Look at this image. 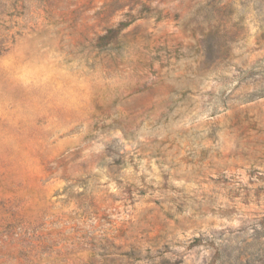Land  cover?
Segmentation results:
<instances>
[{"label":"rangeland","instance_id":"rangeland-1","mask_svg":"<svg viewBox=\"0 0 264 264\" xmlns=\"http://www.w3.org/2000/svg\"><path fill=\"white\" fill-rule=\"evenodd\" d=\"M0 264H264V0H0Z\"/></svg>","mask_w":264,"mask_h":264}]
</instances>
